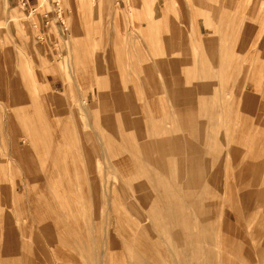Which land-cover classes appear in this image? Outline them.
Masks as SVG:
<instances>
[{"label":"rangeland","instance_id":"1","mask_svg":"<svg viewBox=\"0 0 264 264\" xmlns=\"http://www.w3.org/2000/svg\"><path fill=\"white\" fill-rule=\"evenodd\" d=\"M114 2L0 0V264H264V0Z\"/></svg>","mask_w":264,"mask_h":264},{"label":"bare ground","instance_id":"2","mask_svg":"<svg viewBox=\"0 0 264 264\" xmlns=\"http://www.w3.org/2000/svg\"><path fill=\"white\" fill-rule=\"evenodd\" d=\"M160 20V19H159ZM161 21V20H160ZM252 39H250V41H251ZM233 42V41H232ZM213 43V42H212ZM242 48H244V47H242ZM247 49H249V48H247ZM244 50V49H243ZM242 50V51H243ZM259 50L260 51H263L264 50V40H263V42H262V46H260L259 47ZM83 51V50H82ZM240 51H241V49H240ZM239 51V52H240ZM258 51V50H257ZM246 52V51H245ZM159 53V52H158ZM241 53V52H240ZM170 54V53H169ZM248 54V53H247ZM215 56V55H214ZM254 57V56H253ZM215 59V58H214ZM177 73L179 72V71H176ZM203 73H204V75H205V77H207V79L206 80H209L210 78H211V74H210V71H207V69H205L204 71H203ZM175 75V74H174ZM203 75V76H204ZM36 76V75H35ZM32 77L34 78V76L32 75ZM215 77V76H214ZM252 77V78H251ZM250 78H249V82H248V87H247V90H251V91H253V92H255L256 91V87L255 86H257V88H259L262 92H263V94H264V85H262V86H259L258 87V84L256 83V82H258V81H256V80H258V79H255V77L254 76H251ZM255 80H254V79ZM34 80H36L35 78H34ZM12 81V80H11ZM5 83V82H4ZM215 83V82H214ZM84 85V84H83ZM7 88V87H6ZM85 88V87H84ZM183 89V88H182ZM186 92H187V90H186ZM213 92V91H212ZM87 93V92H86ZM178 94L180 93V92H177ZM177 93H176V95H177ZM210 93H211V91H210ZM215 93V92H214ZM251 93V92H250ZM249 93V94H250ZM112 94H114V93H112ZM175 93H172V95H171V98H173V99H175V95H174ZM181 94V93H180ZM105 95H107L106 94V92H105ZM217 95V94H216ZM251 95H253V94H251ZM24 96V95H23ZM86 96V95H85ZM132 96V95H131ZM107 97V96H106ZM106 97H104V98H106ZM108 97H110V96H108ZM107 97V98H108ZM247 97H249V96H247ZM170 98V99H171ZM134 100V99H133ZM132 100V101H133ZM172 100V99H171ZM189 100V99H188ZM212 100V99H211ZM41 101V100H40ZM94 103V102H93ZM155 103V102H154ZM42 104V103H41ZM118 104H119V106L121 107L122 106V104H123V102H118ZM103 105H107V104H103ZM103 105H102V108L101 109H104L105 108V106H104V108H103ZM92 106H94L93 104H92ZM187 106V105H186ZM90 107H91V105H90ZM176 107V106H175ZM203 107H207V105L206 106H203ZM92 108V107H91ZM108 108H110V106H106V109L108 110ZM130 108H133V106L131 105V107ZM170 108V107H169ZM194 108V107H193ZM209 108V107H208ZM207 108V109H208ZM134 109V108H133ZM61 110V109H60ZM132 110V109H131ZM173 111H175V113H176V115H180V117L181 116H187V112H185L184 111V109H180V108H177L176 110H173ZM194 111V110H193ZM196 111V110H195ZM61 112H65L64 110L62 111L61 110ZM112 111L110 110V113H111ZM130 112V111H129ZM213 112H214V110H213ZM257 112H258V110H257ZM56 113H58V115L57 116H60V114H59V112L57 111ZM62 114H64V113H62ZM116 114V113H115ZM29 115V114H28ZM32 115H33V113H32ZM105 116L107 115V114H104ZM136 115V114H135ZM178 115V116H179ZM114 116V115H113ZM33 117V116H32ZM109 117V115L107 116V118ZM111 117V116H110ZM121 117H123V116H121ZM180 117H178V118H180ZM104 118H106V117H104ZM112 118V117H111ZM109 119V120H112V119ZM114 118V117H113ZM177 118V119H178ZM193 118V117H192ZM244 118V117H243ZM94 119V118H93ZM121 119V118H120ZM153 119V118H152ZM173 119V118H172ZM171 119V120H172ZM239 119V118H238ZM249 119V118H248ZM253 120V119H252ZM139 121V120H138ZM172 121H174V119L172 120ZM61 122V121H60ZM122 122V121H121ZM124 122V121H123ZM167 122H169V121H167ZM248 122V121H247ZM61 123H63V122H61ZM117 123V122H116ZM142 123V122H141ZM170 123V122H169ZM173 123V122H172ZM68 124V123H67ZM74 124V123H73ZM121 124V123H120ZM119 124V125H120ZM124 124V123H123ZM62 125V124H61ZM118 125V124H117ZM245 125V124H244ZM198 126V125H197ZM39 127V126H38ZM73 127V126H72ZM125 127V124L123 125V128ZM195 127V126H194ZM134 128V127H133ZM126 129V128H125ZM136 129V128H135ZM189 130V129H188ZM196 130V129H195ZM198 130V129H197ZM128 131V130H127ZM126 131V132H127ZM69 133V132H68ZM153 133V132H152ZM9 134V133H8ZM261 134V133H260ZM205 136H207V134L205 135ZM260 136V135H259ZM39 137V136H38ZM59 137V136H58ZM208 137V136H207ZM261 137V136H260ZM204 138V137H203ZM251 138V137H250ZM253 138H254V136H253ZM56 139V138H55ZM212 139V138H211ZM209 141V140H208ZM207 141V139H205V142H208ZM242 141V140H241ZM258 141H261L260 139L258 140V138L257 139H252L250 142H252L253 143V145L256 143V142H258ZM150 142V141H149ZM246 142H249V141H247L246 140ZM55 143V142H54ZM17 144V143H16ZM53 144V143H52ZM146 144V143H145ZM149 144V143H148ZM148 144H147V146H144L143 148H142V152H143V154L145 155V157H148L149 159H151L150 158V148L148 147ZM157 144V143H156ZM159 144V146H161L162 147V145L163 144H161V143H158ZM158 144H157V148H158ZM161 144V145H160ZM56 145V144H55ZM79 145H80V143H79ZM142 145H143V143H142ZM150 145V144H149ZM211 145V144H210ZM252 145V144H251ZM250 145V146H251ZM42 146V145H41ZM60 146V145H59ZM151 146V145H150ZM142 147V146H141ZM160 147V148H161ZM165 147V146H164ZM252 147V146H251ZM154 148H155V145H154ZM160 148H158V151H159V149ZM45 149V148H44ZM56 149V148H55ZM115 149V148H114ZM19 150V149H18ZM161 151H162V148L160 149ZM62 151V150H61ZM139 151H140V149H139ZM20 152V151H19ZM56 152V151H55ZM58 152H59V150H58ZM118 152V151H117ZM65 153V152H64ZM62 155V154H61ZM162 155H163V153L162 154H159V156L158 157H156V158H154L157 162L159 161V159H161V157H162ZM255 156V154L254 155H252V157H254ZM152 157V156H151ZM17 159H19V158H17ZM44 159H45V157H44ZM23 162V161H22ZM119 163V162H118ZM121 164H122V162H121ZM121 164H119V165H121ZM124 167H123V169L126 167V164H127V162L126 161H124ZM132 166V165H131ZM87 167V166H86ZM120 167V166H119ZM2 168V167H1ZM248 168V167H247ZM257 168V167H256ZM121 169V168H120ZM125 169H127V168H125ZM124 169V170H125ZM249 170V169H248ZM250 170H251V168H250ZM127 171V170H126ZM249 172V171H248ZM256 171L254 170V173H255ZM126 183H127V181H126ZM129 183V182H128ZM256 183V182H255ZM79 184V183H78ZM83 185V184H82ZM78 187H79V185H77ZM136 189V188H135ZM139 192V191H138ZM208 192V191H207ZM142 195V194H141ZM139 196V195H138ZM186 196H187V194H186ZM207 196V195H206ZM76 197V196H75ZM187 198H189V197H187ZM76 200V199H75ZM142 200V199H141ZM85 202V201H84ZM87 204V203H86ZM45 206H46V204H45ZM48 206V205H47ZM74 207H75V204H74ZM175 207H176V205H175ZM48 208H49V206H48ZM177 208H179V205H178V203H177ZM181 208V207H180ZM42 210V209H41ZM49 210H50V208H49ZM52 211V210H51ZM42 212H43V210H42ZM56 213V212H55ZM44 214V213H43ZM47 214V213H46ZM41 215V214H40ZM153 215V214H152ZM42 216H45V214L44 215H42ZM46 217H47V215H46ZM153 218H154V215L152 216ZM41 218V217H40ZM150 218H151V216H150ZM51 219V218H50ZM49 219H47V221H48ZM74 220V219H73ZM89 220V219H88ZM151 220H152V218H151ZM46 221V220H45ZM49 222V221H48ZM46 223V222H45ZM44 223V224H45ZM50 223H51V220H50ZM42 224V223H41ZM43 224V226H42V228L40 227V230L42 229V232L44 233V235H45V237L49 240V239H51L52 240V234H51V228L50 227H48L47 225H44ZM56 225V224H55ZM60 225H62V223H60ZM40 226V225H39ZM51 229V230H50ZM57 231V230H56ZM40 232V231H39ZM146 232V231H145ZM142 233H144V232H142ZM141 233V234H142ZM54 234V233H53ZM139 235V236H141V238H138L137 239V241H138V243H139V246L142 248V241H141V239L143 238V235L144 234H142V235ZM115 235V234H114ZM53 236H55V234L53 235ZM66 236V235H65ZM47 240V241H48ZM50 241V240H49ZM145 241V240H144ZM12 242V241H11ZM136 242V241H135ZM129 244V243H128ZM134 244V243H133ZM136 244V243H135ZM143 245H144V243H143ZM144 247H146V246H144ZM150 248V247H149ZM74 249V248H73ZM110 250V249H109ZM142 251H143V249H141ZM144 252H146V249H145V251ZM143 252V253H144ZM140 253H142V252H140ZM147 253L148 254H150V250H147ZM159 253V252H158ZM105 254H106V252H105ZM108 254V253H107ZM147 254V255H148ZM108 255H110V254H108ZM146 254L144 253V256H145ZM109 257V256H108ZM107 257V258H108ZM148 258V257H147ZM151 258V257H150ZM149 258V259H150ZM111 259L112 258H110V264H113L112 262H111ZM148 259V260H149ZM9 260V259H8ZM149 262V261H148ZM46 263V262H45ZM120 264V263H119ZM146 264H148V263H146ZM150 264V263H149ZM151 264H157V262H156V258H152L151 259Z\"/></svg>","mask_w":264,"mask_h":264},{"label":"crops","instance_id":"3","mask_svg":"<svg viewBox=\"0 0 264 264\" xmlns=\"http://www.w3.org/2000/svg\"><path fill=\"white\" fill-rule=\"evenodd\" d=\"M157 1V0H156ZM154 0H116L114 2V12L118 13L119 17H124L127 20H142L145 18L146 11L148 12V8L150 11L153 9V7H156L153 5V2H156ZM9 3H12L15 5V8H21L22 10H25L27 13H29V16L31 15L30 10L32 7H35L33 10H35L38 4V0H9ZM32 4V5H31ZM149 6V7H148ZM145 9V10H144ZM153 11V10H152ZM113 12V13H114ZM156 12V10H155ZM56 12L54 10H48L43 15L36 17V22L39 23V21H42L43 23H47L46 19H52L54 18ZM26 15V13H24ZM145 15V16H144ZM184 17H186V13L184 11ZM121 34V33H120Z\"/></svg>","mask_w":264,"mask_h":264}]
</instances>
